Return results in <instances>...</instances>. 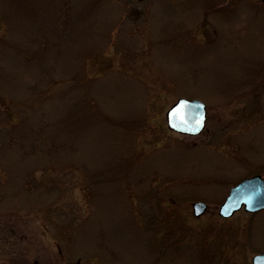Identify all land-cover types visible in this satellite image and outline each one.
<instances>
[{
    "label": "rangeland",
    "instance_id": "obj_1",
    "mask_svg": "<svg viewBox=\"0 0 264 264\" xmlns=\"http://www.w3.org/2000/svg\"><path fill=\"white\" fill-rule=\"evenodd\" d=\"M259 173L264 0H0V264H253Z\"/></svg>",
    "mask_w": 264,
    "mask_h": 264
},
{
    "label": "water",
    "instance_id": "obj_2",
    "mask_svg": "<svg viewBox=\"0 0 264 264\" xmlns=\"http://www.w3.org/2000/svg\"><path fill=\"white\" fill-rule=\"evenodd\" d=\"M168 125L180 132L198 134L207 123V104L199 98L180 97L166 112ZM194 213L202 214L208 203L195 201ZM244 207L250 212L264 209V177L255 174L245 177L234 184L223 202L219 206V213L224 217L233 215ZM254 264H264V252L253 257Z\"/></svg>",
    "mask_w": 264,
    "mask_h": 264
}]
</instances>
